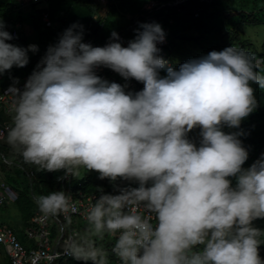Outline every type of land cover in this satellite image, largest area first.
<instances>
[{
	"label": "clouds",
	"instance_id": "obj_1",
	"mask_svg": "<svg viewBox=\"0 0 264 264\" xmlns=\"http://www.w3.org/2000/svg\"><path fill=\"white\" fill-rule=\"evenodd\" d=\"M135 32L127 46L115 30L104 46H93L84 42L82 24L66 28L23 90L9 86L8 143L41 170H62L57 179L76 178L81 167L109 179L114 191H101L87 220L97 235L118 233L112 252L119 264H264V229L254 225L264 218V154L244 167L242 131L224 130L239 128L257 108L260 62L230 45L173 67L160 55V23L142 22ZM13 39L0 20V74L39 51ZM101 66L144 86L127 90L98 75ZM193 128L200 129L198 145L188 137ZM37 203L53 216L75 210L63 190ZM67 254L108 264L96 247L74 246Z\"/></svg>",
	"mask_w": 264,
	"mask_h": 264
},
{
	"label": "trees",
	"instance_id": "obj_2",
	"mask_svg": "<svg viewBox=\"0 0 264 264\" xmlns=\"http://www.w3.org/2000/svg\"><path fill=\"white\" fill-rule=\"evenodd\" d=\"M52 1L56 0H41L39 3H30L21 8L18 6L16 0H0V20H3L5 24L17 21L21 22L22 20L29 22L37 34L38 40L35 44L39 47V51L35 53L29 52L30 59L27 65L23 67L13 66L10 70H6L3 73L2 87L16 83V78L19 81L33 72L51 42L56 38L58 41V33H61L62 29L65 30L71 25V23L68 24L66 17L68 14L67 7L72 2L77 4L79 8L87 9L93 15L100 12L102 8L106 9V16L100 15L96 24L92 27L89 43L93 46H103L109 40L113 30L123 33V37L120 40L122 38L134 39L136 35L135 29L142 22L163 21L169 26L167 50L171 56L173 67H178L179 64L191 58L206 55L211 50H221L227 46L235 45L254 54L255 60L260 62V67L257 70L264 73V0H187V2L177 7L166 6L151 13L142 10L143 5L150 0H139L138 2H141L140 5L133 3L128 8L124 0L117 3L116 0H108L106 4H101L96 0H57L54 3ZM156 1L166 3L170 0ZM41 3H43V7L37 8V5L39 6ZM127 11L134 14V16H139L140 20L136 24L127 21ZM197 11L199 15L195 17L194 14ZM44 12H47L49 15V25L56 22L61 23L58 33L49 31L51 27L42 19ZM250 29L258 30L262 38L259 46L252 43L245 35L246 31ZM10 43L24 47L33 44L21 35L15 41H10ZM161 75H166V71L161 70ZM134 81L135 86L130 91L141 90L144 86L143 83L135 79ZM253 87L255 88V96L258 101L257 108L242 120L239 128L225 127L224 129L227 132L242 131L243 134L240 136V139L249 151V158L245 162L244 167H249L261 157V154H264V88H260L256 84H253ZM188 137L198 145L201 139L200 129L193 128L188 133ZM3 141L8 142L7 137ZM2 147H4V144L0 141V148ZM18 154L24 160L20 150ZM32 165H35L38 169V183L46 185L51 192L63 190V179H57V177L62 176V170L49 172L48 174L47 171L41 170L38 165ZM93 171L94 173L78 180H74L73 177L70 182L72 190L91 195L101 191L113 192V184L109 179H100L98 172ZM232 179L235 184V178ZM117 183L127 185L129 182L120 180ZM132 186L138 185L133 184ZM16 201L19 202L18 205L22 211L24 221H27L39 209V207L36 210L31 209L32 203L27 200L24 191H20ZM254 225L264 229V218L255 220ZM69 226L72 228L74 224L71 223ZM117 234L105 233L100 242L84 245L77 244L78 239L76 246L102 249L108 257V264H113L114 259L111 253V246L115 243ZM259 239L261 241V245H259L260 256L264 258V233L261 234ZM86 242L83 241V243ZM65 264H92V262L76 260L72 256Z\"/></svg>",
	"mask_w": 264,
	"mask_h": 264
},
{
	"label": "built area",
	"instance_id": "obj_3",
	"mask_svg": "<svg viewBox=\"0 0 264 264\" xmlns=\"http://www.w3.org/2000/svg\"><path fill=\"white\" fill-rule=\"evenodd\" d=\"M40 1L41 0H31V3H39ZM96 1L101 4H106L108 0ZM185 2H187V0H175V2L168 1L166 3L150 0L143 5L142 10L151 13L166 6L177 7ZM194 15L198 17V11L195 12ZM42 19L45 23H50L47 12L42 14ZM139 20V16L128 19L129 22L135 24ZM158 23L161 24L166 33L165 41L158 44V47L161 49L160 55L166 58L172 65V59L167 50L169 26L163 21H158ZM5 27L14 35L15 39L12 41H15L22 30V23L17 21L15 23L5 24ZM118 33L120 38L123 37V33ZM131 39L133 38H122L121 42L124 46H127L128 41ZM108 42L109 40H107L103 46ZM96 71L97 74L104 79L127 84V90H131L135 86L133 78L126 81L119 73L110 68L101 66ZM29 76L30 75L16 82V87L22 91ZM3 78L4 75L2 73L0 74V82ZM9 86L3 87L0 91V111H2L4 115L12 117L11 108L13 97L8 94L7 90ZM10 127L11 123L8 122L0 124V141L7 137V131ZM72 179L73 177L63 179V191L70 195L71 201L75 204V210L70 207L66 212H60L53 216L43 213L39 207V209H37L26 221L22 231H16L0 221V252L2 253V255H0V264H65L67 260L72 257L67 253L72 247L76 246L77 240L79 239L80 232L76 225L78 221L89 224L87 220L88 210L90 206L95 203L96 198L101 194V192H99L91 195L81 191H73L70 186ZM17 199L18 195L16 190L0 177V208L7 202H14ZM71 223L74 224L72 228L69 226ZM117 236L118 234L116 237ZM113 246L114 244L111 246V253L114 259L113 264H119L118 258L112 252Z\"/></svg>",
	"mask_w": 264,
	"mask_h": 264
},
{
	"label": "rangeland",
	"instance_id": "obj_4",
	"mask_svg": "<svg viewBox=\"0 0 264 264\" xmlns=\"http://www.w3.org/2000/svg\"><path fill=\"white\" fill-rule=\"evenodd\" d=\"M19 7L23 8L31 3V0H16ZM121 0H116V3ZM139 0H124L126 7H130L131 4L137 3V5H140L141 2H138ZM57 2L52 1V3ZM169 2H175V0H170ZM43 3H41L39 6L37 5V8H42ZM68 14L66 17V20L68 24L71 23H79L82 24L84 27V35L83 40L84 42H89L90 34L92 32V27L96 24L98 17L100 15L106 16V9L102 8L100 12L97 14H92L90 11H88L85 8H79L77 4L72 2L70 6L67 7ZM123 13V12H122ZM134 17V14L127 11L126 12V20L131 19ZM22 31L21 36H23L28 42L36 43L38 38L37 34L34 30V28L31 26L29 22L26 20H22ZM50 24V23H49ZM48 24V25H49ZM51 28L49 29L50 32H57L58 28H61V23H51L49 25ZM64 29H62L61 33H58L59 37L63 33ZM245 35L251 40L252 43L259 46L261 42V36L258 33V30L256 29H250L246 31ZM57 41V38L51 42V44H54ZM3 87L1 86L0 82V91ZM5 122L11 123L12 125V117L6 116L3 114L2 111H0V124H3ZM2 143L4 144V147L0 148V177L2 180H4L6 183L11 185L15 190L17 195L19 196L20 191H24L27 200H29L31 204V209L36 210L39 205L37 203V198L41 195H47L51 193L50 189L47 188L46 185L38 183L37 181V167L35 165H32L31 163L25 162L20 157L19 149L12 146L8 142H5L2 140ZM14 151V152H12ZM36 173V174H34ZM94 173L93 170H88L87 168L81 167L79 171L78 177L74 178V180L81 179L82 177H85L89 174ZM49 174V172H48ZM19 202L17 201H9L7 202L3 207L0 208V221L4 224L12 227L16 231H22L24 229L25 225V219L23 217L22 211L20 209V206L18 205ZM80 232V237L77 244L84 245V244H91L94 242H100L105 234L103 235H97L95 234L88 223L78 221V224L76 225ZM83 241H87L86 243H83ZM0 255L2 253L0 252Z\"/></svg>",
	"mask_w": 264,
	"mask_h": 264
},
{
	"label": "crops",
	"instance_id": "obj_5",
	"mask_svg": "<svg viewBox=\"0 0 264 264\" xmlns=\"http://www.w3.org/2000/svg\"><path fill=\"white\" fill-rule=\"evenodd\" d=\"M128 21V20H127ZM25 223H26V221H25Z\"/></svg>",
	"mask_w": 264,
	"mask_h": 264
}]
</instances>
